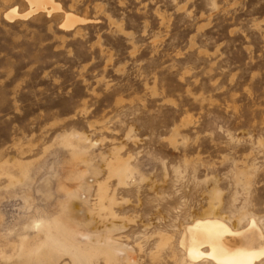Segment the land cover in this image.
Returning <instances> with one entry per match:
<instances>
[{
    "label": "rangeland",
    "instance_id": "obj_1",
    "mask_svg": "<svg viewBox=\"0 0 264 264\" xmlns=\"http://www.w3.org/2000/svg\"><path fill=\"white\" fill-rule=\"evenodd\" d=\"M37 1L0 0V264H216L181 245L213 217L264 243V0Z\"/></svg>",
    "mask_w": 264,
    "mask_h": 264
},
{
    "label": "bare ground",
    "instance_id": "obj_2",
    "mask_svg": "<svg viewBox=\"0 0 264 264\" xmlns=\"http://www.w3.org/2000/svg\"><path fill=\"white\" fill-rule=\"evenodd\" d=\"M28 1L31 8L28 13L21 15L22 17H29L41 9L45 11L46 3H41L37 0ZM54 10H56V8L52 6L51 10L46 11L48 14H51ZM9 18L12 19L11 17ZM64 20L62 27L69 30L73 29L77 24L88 22L86 19L71 13H66ZM47 220L33 219L28 226V230L36 233V236H39L40 234L45 235V243L43 242L44 245L40 243L43 248L68 253L75 258L76 262L80 263L83 258L78 254L80 246L77 244V239L75 237L79 232L69 231L64 225L65 222L63 223V221H60L59 219L54 220L51 223ZM250 223V227L244 232L233 230L224 222V220L219 218L198 219L191 225L185 227L181 245L185 249L187 257L192 262H199L208 259L216 264H256L264 256V243L262 235H260L258 231L256 222L252 220ZM235 237L241 238V244H231V239ZM22 242L24 243V240H22ZM21 243L20 248L18 246V250H21L20 253L22 254L27 250L23 245L21 246ZM40 244L35 247L34 251L35 256L38 257L39 255L36 254H38L39 251H42L41 247L38 248ZM30 255L33 254L27 256L29 257ZM24 257L22 258L24 259ZM38 257L34 258L35 261ZM30 260L33 262L32 258ZM26 261H28L27 257ZM44 262L45 261H43V263Z\"/></svg>",
    "mask_w": 264,
    "mask_h": 264
}]
</instances>
